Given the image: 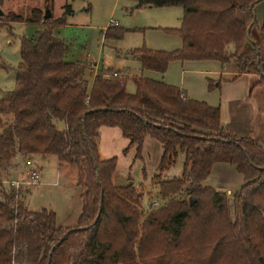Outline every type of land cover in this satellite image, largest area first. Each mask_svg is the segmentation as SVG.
<instances>
[{"label": "trees", "instance_id": "16d2710c", "mask_svg": "<svg viewBox=\"0 0 264 264\" xmlns=\"http://www.w3.org/2000/svg\"><path fill=\"white\" fill-rule=\"evenodd\" d=\"M136 2V9L180 7L184 12L179 29L164 31L181 39L180 49L131 53L143 72L164 75L176 61H216L236 64L240 75L261 77L259 41L253 30L248 32V17L264 39V13L261 26L253 23L264 0ZM71 14L66 6L64 17ZM65 18L44 20L35 8L27 16L0 17L7 27L41 26L36 37L20 39L15 87L0 99V264H264V149L225 131L219 108L187 100L164 82L133 78L136 93L130 95V79L108 72L96 76L89 91L87 64L72 63V45L56 33L66 26ZM102 127L119 128L138 157L146 137L162 144L153 181L163 199L158 209L147 214L139 209L142 188L114 186L117 159L103 160L99 154ZM179 151L186 154L182 176L161 180ZM39 157H56L81 173L78 228L59 226L52 212L29 211L23 189L4 190L5 175L18 158ZM217 163L234 166L245 177L233 197L234 222L228 195L204 185Z\"/></svg>", "mask_w": 264, "mask_h": 264}, {"label": "rangeland", "instance_id": "374dc122", "mask_svg": "<svg viewBox=\"0 0 264 264\" xmlns=\"http://www.w3.org/2000/svg\"><path fill=\"white\" fill-rule=\"evenodd\" d=\"M69 4L72 5L75 14L68 18V21L78 27H58L56 33L60 38L68 39L71 42L72 52H75L80 60L103 64L105 69L112 70L110 71L112 78L129 76L128 88L133 89L134 92L131 78L137 77L140 73V63L131 59L119 58L117 52L124 53L142 48L152 51L174 52L182 47L178 37H169L163 33L165 30L181 27L184 12L180 7L136 10V5L129 3L128 0H76L69 2ZM64 5L63 0H55L54 7L49 4L41 10L43 15H45L46 10H51L53 20H60L65 18L64 14L59 11ZM41 6H43V0H0V10L6 14L10 13L11 10L20 11L24 9L29 12ZM259 10L256 11L255 9L254 11L258 17L260 15ZM61 14L62 16L58 18ZM248 19L251 22L250 30H253V38L258 40L252 20L249 17ZM111 20L119 23V32L125 31L120 40H115L113 37L108 38L107 41L104 39L106 35L104 37L103 32L110 27ZM10 26L7 27L0 21V99L15 87L14 69L20 63V39L22 37H35L39 31L35 25ZM110 33L114 34V31ZM225 65L216 61H176L169 66L166 81L178 87L181 86L182 82H186V89L192 93L195 90L193 94L203 99H209L217 107L221 106L223 113H225L231 98L233 96L242 97L247 89L245 79H240L234 83L224 81L231 78L228 74L229 69L227 67L222 69ZM113 71L119 73L118 77H113ZM108 72L105 71V73ZM93 78L94 75L92 74L90 79ZM220 78H223V81H221L220 86H217ZM211 80H216L213 88H210L209 85ZM262 84L264 87V82ZM27 160L30 159L21 158L20 170L17 169L13 172L15 168H12L9 171L10 175L9 173V176L5 175L4 190H9L13 181L25 179L23 171ZM31 161L40 170L41 178L36 186L21 188L24 194H27L28 199L24 201L29 211L37 213L46 210L52 212L56 215L59 226L67 230L78 228L81 215L80 198L81 193H83V189L79 186L81 173L76 168L61 165L56 157L45 159L39 157ZM159 178L161 180L168 179L165 175ZM154 188L157 189L158 187L155 186ZM156 195L154 193L153 195L145 194L139 209L146 214L152 209H158L163 203V199L156 197ZM155 203H157L156 206H154Z\"/></svg>", "mask_w": 264, "mask_h": 264}, {"label": "crops", "instance_id": "0c3cea01", "mask_svg": "<svg viewBox=\"0 0 264 264\" xmlns=\"http://www.w3.org/2000/svg\"><path fill=\"white\" fill-rule=\"evenodd\" d=\"M74 1L76 0H63V3H65V5L62 6L60 10L58 9L61 13L64 14L65 7L66 6L71 7L73 14L66 17L67 27H78L70 24L68 21V18L73 17L75 14L72 5L69 4V2H74ZM54 2L55 0H43V6L38 7L37 9L41 10L42 8H45V6L49 4L54 7ZM128 2L133 3L137 6L136 0H128ZM141 9H155V8H137L136 10H141ZM255 9L256 11L260 9L259 10L260 15L258 13L259 17L256 14L255 15H256L257 24L261 26L263 23L264 6L261 4L257 6ZM10 13L27 16L29 12L23 9L20 11L11 10ZM8 14L4 12L3 16H6ZM61 16L62 14L59 15L58 18H60ZM21 24L24 23H10L9 26L15 25L16 27V26H20ZM27 26H31V25H27ZM37 27L39 28L40 31L41 26H37ZM118 27H119V23L111 20L110 27H108L106 31L103 32L104 37L106 35V32H108L109 37H105L104 39L107 41L108 38L111 37L114 38V35L118 34L119 32ZM111 31H114V34H111L110 33ZM163 33L164 35L173 37V35L167 34L164 31ZM257 36L258 37L256 36L255 37L259 41V50H260V58H261V65H260L261 77L256 74L240 75L239 68L237 67L236 64L233 63L226 64L224 67L222 66L223 70L226 67L227 69H229L228 74L231 77L228 80H224L225 82L234 83L240 79H245V82L247 83V89L245 95H243L240 98L233 96L231 98V101L229 102V105L226 107L227 111L225 113H223V109L221 106L217 107L214 105V103L209 101V99L207 98L203 99L198 97V95L193 94L195 90H193L192 93L191 91L186 89L187 87L186 82H182L181 86L179 87L168 83L166 81V75L168 71L164 75L155 72H147V71L143 72L141 70V64H140V73L135 78L143 77L153 81L164 82L169 86L179 88L184 93V96L187 100L202 102V103H206L209 107L219 108L221 113V123L225 131L239 137L250 138L264 149V87L262 86L263 84L255 86V84L261 81V78H264V39H259L258 31H257ZM28 38H34V37H28ZM115 40H120V39H115ZM65 41L71 44V42L68 39ZM135 50H130L124 53L119 51L117 52V54L119 58L138 61L131 55V52ZM155 52H161V51H155ZM69 60L72 63L79 62V63L88 64L87 65L88 69L86 71V79L89 84L88 85L89 91H91L92 89L96 76L105 73V71H109V72L112 71L109 69H105V67L101 63H97V62L92 63V62L80 60L77 54L72 51L69 54ZM114 72L115 71H113V74ZM92 74L94 75V78L90 79V76ZM115 74L118 75L119 73L115 72ZM214 81L211 80V83L209 84L210 88L215 83ZM221 81H223V78L219 79L217 86H220ZM132 83L134 85L132 87L134 88L135 92L133 91V89L128 88V83L126 86V91L130 95L136 93V86L133 81ZM61 129H63V126H61ZM129 145H130L129 140L123 136V133L119 128L102 127L100 129L99 154L101 158L103 160H111L113 158L117 159L116 171L113 176V184L119 188L133 185L135 189L142 188L144 190V195L145 194L153 195V193L155 195L156 194L158 195V190L154 188L153 181H154V177L158 172V168L163 158L164 150L162 144L152 137H146L143 142V147L139 157L137 156V148L132 147L128 149ZM127 149L128 152H125V150ZM185 162H186V154L184 152L179 151L176 164L165 174V177L168 178L167 180L180 178L184 171ZM19 163H20V158L17 159L16 162L17 166L15 167V170L13 172L17 171V169L20 170ZM27 170L28 168L26 166L25 170L23 171V176H25V179L27 177L26 175ZM23 180L17 179L16 181H23ZM204 185L206 187L214 189L215 191L226 193L228 195L229 197L228 216H229V220L231 222H234L236 219V214H235V206L233 203V197L237 195L241 191L242 187L245 185V177L236 169V167L226 163H217L213 166L210 175L207 177V179L204 182ZM26 199L28 198L26 197Z\"/></svg>", "mask_w": 264, "mask_h": 264}, {"label": "built area", "instance_id": "2783aa9c", "mask_svg": "<svg viewBox=\"0 0 264 264\" xmlns=\"http://www.w3.org/2000/svg\"><path fill=\"white\" fill-rule=\"evenodd\" d=\"M1 52V49H0ZM113 77H118L117 74H113ZM26 166L28 168L26 175L27 179L25 181H17V182H12V186L16 188V190L21 189L22 187H34L36 186L41 178V172L40 170L36 167V165L33 163V161L29 160L26 162ZM157 203L154 204L156 206Z\"/></svg>", "mask_w": 264, "mask_h": 264}, {"label": "water", "instance_id": "95a60500", "mask_svg": "<svg viewBox=\"0 0 264 264\" xmlns=\"http://www.w3.org/2000/svg\"><path fill=\"white\" fill-rule=\"evenodd\" d=\"M4 15V13L0 10V17H2ZM52 18V13L50 10H46L45 12V16H44V20H48V19H51ZM253 23H255L256 21V15L255 13H253ZM251 27V26H250ZM250 31V28L248 29V32ZM191 202H194V199L192 198L191 199ZM51 258L49 259V262H50Z\"/></svg>", "mask_w": 264, "mask_h": 264}]
</instances>
